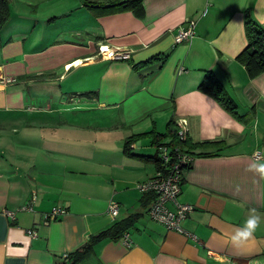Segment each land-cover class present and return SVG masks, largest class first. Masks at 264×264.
<instances>
[{"label":"crops","instance_id":"obj_1","mask_svg":"<svg viewBox=\"0 0 264 264\" xmlns=\"http://www.w3.org/2000/svg\"><path fill=\"white\" fill-rule=\"evenodd\" d=\"M76 4L64 16L79 12V25H55L46 45L32 41L31 25L17 17L0 32V125L12 128L14 142L6 146L0 134V264H63L92 236L134 215L128 243L102 241L80 264H264V181L247 170L264 161V74L251 79L237 61L248 46V16L264 28V0H144L142 19L132 12L98 17L82 0ZM188 21L196 22V35L176 45ZM111 49L131 51L130 58L109 59ZM210 71L237 114L201 89ZM43 75L61 92L55 101L71 92L70 81L94 94L82 95L76 109L60 103L51 117L22 93L24 80ZM23 114L30 129L21 128ZM182 119L194 159L178 203L193 211L181 231H170L150 218L151 196L138 189L156 175V165L129 157L125 146L136 138L133 153L153 157L149 134L172 141L168 125ZM112 201L120 206L116 218L108 214ZM29 204L32 211H20ZM55 207L68 213L44 224ZM252 209L261 227L237 249L230 237Z\"/></svg>","mask_w":264,"mask_h":264},{"label":"trees","instance_id":"obj_2","mask_svg":"<svg viewBox=\"0 0 264 264\" xmlns=\"http://www.w3.org/2000/svg\"><path fill=\"white\" fill-rule=\"evenodd\" d=\"M84 3V7L89 10L92 14L98 17L108 16V15H114L121 12H132L136 17L142 19L145 17V8H144V0H113L111 4H107L105 0H82ZM10 20V1L9 0H0V32L2 29L6 26V24ZM246 34L248 37V46L247 48L237 57V61L242 64L246 71L248 76L251 79H255L262 74H264V28L260 25H258L251 17L248 16L246 23ZM176 44V43H175ZM178 45V44H176ZM180 45V44H179ZM147 63V62H146ZM134 68H138V65H135ZM201 89L206 91L207 93L215 96L217 100L229 111L237 114V108L234 101L230 98V96L225 91L222 83L219 81V79L215 76L213 72H207L205 75V79L201 85ZM168 134L171 136L172 141L169 144H164L162 140H165V136L158 134V133H151L149 135H152L153 141L152 145L156 149L157 153L155 156H140L133 153V145L136 138L129 139L125 146V153L129 157L133 158H141L144 160H149L154 162L157 168L156 175L150 179L149 181L153 180L158 176V174H170L172 172V166L174 163V160H169L168 162L165 161L163 156V151L161 150V147H168V149L171 147H178L181 151V154H189L190 156H193V154L187 150L185 147L190 143L189 137L187 141L181 142L179 137V129L176 126V121H171V123L168 125ZM193 145V144H192ZM174 154V150L171 149L169 151V155ZM191 167V165L183 166L181 168V175H182V181L184 182V173L186 170H188ZM147 181V182H149ZM147 182L141 183L145 184ZM183 184V183H182ZM183 186V185H182ZM140 192H142L139 189ZM144 194L151 196L150 201V207L148 210V215L150 212V209L152 205L154 204L156 200V195L152 192H142ZM113 202V201H112ZM110 202V204L112 203ZM116 203V202H113ZM109 204V206H110ZM108 206V210H109ZM55 209H59L64 211V213H59L58 217L53 221H58L61 217L66 215L68 211L61 207H55L50 212L46 213L44 215L43 223L46 224V216L48 214H51ZM20 211H32V205L29 204L27 206H24L20 209ZM8 214L11 213L12 219H15V214L12 212H7ZM138 215H134L132 217H129L123 221L118 222L110 229H107L105 231L100 232L97 235H94L90 238V240L85 244L86 246L80 249H78L73 254H68V261L67 263L64 261L63 264H80L85 260V258L88 256L89 252L93 249L95 245L98 243L105 241V240H120L124 238V241L128 237L127 232L129 229L133 226V223L137 219ZM151 218V217H150ZM52 223V222H51ZM50 223V224H51ZM49 225V224H46ZM35 233L34 231H30ZM29 232V233H30ZM127 234V235H126ZM37 235V234H36ZM36 237V236H33Z\"/></svg>","mask_w":264,"mask_h":264},{"label":"rangeland","instance_id":"obj_3","mask_svg":"<svg viewBox=\"0 0 264 264\" xmlns=\"http://www.w3.org/2000/svg\"><path fill=\"white\" fill-rule=\"evenodd\" d=\"M9 1H10V18L17 17L16 21L27 25H31V27L27 28V31L33 32L32 41H41L39 44L42 43V45H46L45 43H43L46 37V32L48 33L51 31L53 32L55 25L60 23L62 29H74L79 25L80 22L81 17L77 16L79 12L76 13L75 16H68V17L64 16L70 14L72 10L76 9L80 5V4L74 5V2L76 0H71V1L70 0H40V3L33 2L32 0H9ZM69 2H71L72 4H70ZM38 21H41L39 25H37ZM72 66L73 65L71 66L69 65L66 67L69 70L72 68ZM73 67L75 68V66ZM37 75L39 76V74ZM47 78L48 77L46 75H43L40 76L39 78H34V80L38 79L35 83H31L32 79H27L24 80V82L21 84L22 86L24 85L22 93L23 92L28 94L31 93L32 96L39 101V104L43 105L34 108L38 110L40 109V107H45L46 111L49 113L51 117L57 118V116L60 114L59 108L61 104L66 100H68L66 104L69 106L66 108L76 109L79 108V106H81L80 105L81 97L82 95L85 94L79 92L83 89L79 85V83H74L73 81H70L72 86L71 92L66 96H64L65 97L64 100L62 101L59 100L60 101L59 102L53 100V97L55 95H60L61 92H56L55 85L51 82H48ZM7 79H15V78L8 77ZM16 81L18 83V80L15 79V82ZM10 82H12V80ZM19 84H16L14 86H17ZM58 86L62 87L64 86V84ZM93 94L88 93L86 95H93ZM20 120H21L22 129H30L31 119L29 118L28 114H23L20 117ZM4 124L5 125L3 126L0 125V134L1 135L6 134L7 136L5 138H2L1 142L5 143L6 146L13 147L14 146V142L12 138L13 130L9 125H7L6 123ZM24 126H28V127L23 128ZM170 141H171L170 139H167L163 143L169 144ZM171 149L172 148L170 147L168 152Z\"/></svg>","mask_w":264,"mask_h":264},{"label":"built area","instance_id":"obj_4","mask_svg":"<svg viewBox=\"0 0 264 264\" xmlns=\"http://www.w3.org/2000/svg\"><path fill=\"white\" fill-rule=\"evenodd\" d=\"M196 35V22L188 21L184 26L178 29L175 36L176 44H183L185 42H190ZM101 53L105 54L107 51L104 50V47L101 48ZM131 51H120L112 50L108 53L109 59H129ZM10 81V80H7ZM3 83L4 80H3ZM176 126L179 129V137L181 142L187 141L189 137V127L188 121L185 119L179 120L176 122ZM174 154L169 155L168 147H161L163 151V156L165 161L174 160L172 166V172L170 174H158L153 180L142 184L139 186V189L142 192H152L156 195V200L152 205L149 216L152 220L157 223L163 224L170 231H181L180 222L183 221L192 211L193 207L189 205H180L178 203V197L182 190V175L181 168L185 165H191L193 162V157L189 154H181V151L178 147H172ZM262 156L256 154L255 159L260 160ZM177 208L176 212L173 211L169 205ZM120 212V206L117 203H111L109 206L108 214L113 218H116ZM59 213H64V211L55 209L51 214L46 216V224L53 222ZM9 215L12 216L11 213ZM31 236H36V233L30 232ZM128 243V237L125 240ZM64 261L67 263L68 256L64 257Z\"/></svg>","mask_w":264,"mask_h":264},{"label":"clouds","instance_id":"obj_5","mask_svg":"<svg viewBox=\"0 0 264 264\" xmlns=\"http://www.w3.org/2000/svg\"><path fill=\"white\" fill-rule=\"evenodd\" d=\"M248 171L258 176L260 181H264V161H253L248 165ZM261 227V215L255 209L250 210L247 219L241 227H238L230 237L233 247L240 249L250 239L254 237L256 231Z\"/></svg>","mask_w":264,"mask_h":264},{"label":"water","instance_id":"obj_6","mask_svg":"<svg viewBox=\"0 0 264 264\" xmlns=\"http://www.w3.org/2000/svg\"><path fill=\"white\" fill-rule=\"evenodd\" d=\"M86 245H83V247H85Z\"/></svg>","mask_w":264,"mask_h":264}]
</instances>
